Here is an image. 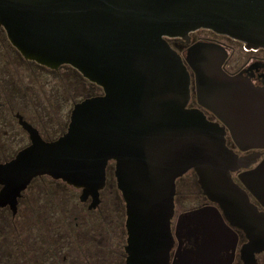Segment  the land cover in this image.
Masks as SVG:
<instances>
[{"label":"water","instance_id":"water-1","mask_svg":"<svg viewBox=\"0 0 264 264\" xmlns=\"http://www.w3.org/2000/svg\"><path fill=\"white\" fill-rule=\"evenodd\" d=\"M0 23L26 59L69 64L104 91L76 104L58 139L27 126L32 145L0 163V208L15 215L22 192L42 175L82 189L97 205L113 161L127 207L125 264H169L177 180L194 170L213 204L178 222L209 238L177 264L220 256L215 246L233 234L226 220L247 230L254 264L264 215L232 176L253 160L228 147L226 127L240 149H264V99L223 71L217 47L198 43L184 58L168 39L189 41L205 28L264 47V0H0ZM193 81L199 104L224 126L189 106ZM254 179L264 190V166Z\"/></svg>","mask_w":264,"mask_h":264},{"label":"flooded vegetation","instance_id":"flooded-vegetation-1","mask_svg":"<svg viewBox=\"0 0 264 264\" xmlns=\"http://www.w3.org/2000/svg\"><path fill=\"white\" fill-rule=\"evenodd\" d=\"M172 39H168L170 43ZM177 39L182 40V47L171 44L184 58L192 45L207 43L217 47L224 54L223 71L260 91L264 99V47L248 45L205 28L191 32L189 41ZM192 87L189 106L203 110L210 121L224 126L212 110L199 104L194 81ZM103 93L99 85L69 64L51 68L26 59L12 44L7 30L0 23V147L17 149L8 154L1 152L0 163L13 159L32 145V134L27 126L35 129L46 141L58 139L67 132L76 104ZM226 140L228 147L239 156L253 160L248 168H242L232 176L246 191L257 212L264 215V190H260L261 186L254 179L264 166V149H240L228 127ZM178 188L179 179L177 195ZM82 195V189L62 179L42 175L32 180L18 198L17 212L13 215L17 216L14 240L17 264L126 263L127 207L118 187L113 161L107 166L106 185L100 191L98 204H93L92 196L83 199ZM205 198L201 207L213 204ZM6 210H11L10 206L0 208V212ZM0 222H5V219L1 218ZM226 224L233 234L225 236L222 245L215 246L216 249L221 248L222 253L207 263L250 264L246 251L250 242L247 230L232 225L228 220ZM171 227L174 244L169 264H177L181 252L202 247L199 246L201 241L209 238L189 234V229L178 220H173ZM194 227L192 224L190 232H195ZM253 257L254 264H264V249Z\"/></svg>","mask_w":264,"mask_h":264},{"label":"rangeland","instance_id":"rangeland-1","mask_svg":"<svg viewBox=\"0 0 264 264\" xmlns=\"http://www.w3.org/2000/svg\"><path fill=\"white\" fill-rule=\"evenodd\" d=\"M171 43L182 47V40L177 38H173ZM11 150L17 151L14 147H0V153L3 154L13 152ZM57 189L59 191L63 190V188ZM178 192L174 222H177L178 216L182 213L197 209L206 201V196L203 194L198 176L194 170L189 171L179 179ZM0 214H2L1 218L5 219V222H0V264H17V246L14 245L17 236V216L14 217L11 210L1 211Z\"/></svg>","mask_w":264,"mask_h":264}]
</instances>
